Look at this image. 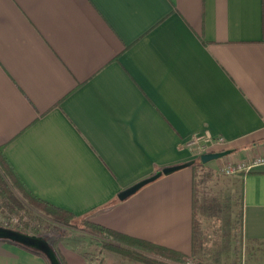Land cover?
<instances>
[{"label":"crops","instance_id":"0c3cea01","mask_svg":"<svg viewBox=\"0 0 264 264\" xmlns=\"http://www.w3.org/2000/svg\"><path fill=\"white\" fill-rule=\"evenodd\" d=\"M207 134L224 145H189ZM0 145L37 198L192 255L194 171L118 194L207 152L264 157V0H0ZM232 186L264 243V163ZM56 230L39 234L65 264H147ZM0 264L49 262L0 239Z\"/></svg>","mask_w":264,"mask_h":264},{"label":"rangeland","instance_id":"374dc122","mask_svg":"<svg viewBox=\"0 0 264 264\" xmlns=\"http://www.w3.org/2000/svg\"><path fill=\"white\" fill-rule=\"evenodd\" d=\"M224 158L208 163H203L199 159L193 165L180 169L194 171L199 181L195 213L198 245L194 247L193 254L188 257L197 264H264V243L248 242L243 239L240 190L232 186L234 175L227 176L223 171L227 164L226 161H221ZM211 162L223 163L211 169L207 165ZM25 205V208L11 212L0 202V210L7 216L15 215L25 219L23 226L25 223H30L40 234L57 229V237L70 236L90 253L95 254L103 249L101 240L93 237L80 219H74L69 225L60 224L28 204L25 203ZM43 237L46 238L45 235ZM124 246L130 250L144 252L139 247Z\"/></svg>","mask_w":264,"mask_h":264},{"label":"trees","instance_id":"16d2710c","mask_svg":"<svg viewBox=\"0 0 264 264\" xmlns=\"http://www.w3.org/2000/svg\"><path fill=\"white\" fill-rule=\"evenodd\" d=\"M0 202L3 205H5L11 212L18 211L17 209L20 210L25 208L26 207L25 203H26L31 208L42 212L47 217H50L51 219H53L54 221L60 224L69 225L71 224V221H73L74 219H80L84 227L88 229V232L104 239L102 241L103 247L121 253L122 255L126 257H130L136 261H142L147 264H175V262L183 263L184 259L188 257L186 256V254L171 249L169 247L159 245L151 241L114 230L102 224L89 221L85 218H76L73 213L60 209L42 199L37 198L29 191V189L21 180L17 172L14 170L13 166L11 165L10 161L5 155L4 146L1 145H0ZM195 207H196V202H195ZM241 224H242V213H241ZM19 230L30 234L40 235L37 229L34 228L30 223H25V225ZM17 244L47 259V257L41 251L35 248L22 245L20 243ZM124 245H130V246L142 248L144 252L136 249L130 250ZM197 245H198V241L196 238V230H195L194 247ZM151 255L169 259L171 260V262L161 260ZM58 256L61 260V263L65 264L64 259L59 254Z\"/></svg>","mask_w":264,"mask_h":264},{"label":"water","instance_id":"95a60500","mask_svg":"<svg viewBox=\"0 0 264 264\" xmlns=\"http://www.w3.org/2000/svg\"><path fill=\"white\" fill-rule=\"evenodd\" d=\"M231 152H232L231 149H224V150H220V151H211V152H207V153L202 154L200 159L203 163H208L212 160L220 159V158H223L225 156H228L229 154H231ZM194 163H195L194 161H190V162H186L184 164L166 167L163 170L158 171L154 175H152L148 178H145V179L141 180L140 182L134 184L133 186L123 190L122 192H120L118 194V198L120 200H125L128 197L134 195L136 192H138L145 185H147V184L157 180L158 178H160L162 175L171 174V173L176 172L180 169L189 167V166L193 165ZM0 239H8V240L20 243V244L25 245V246L35 248V249L41 251L47 257L50 264H62L56 250L48 242V240L46 238H44L43 236L22 232V231L17 230V229L0 227Z\"/></svg>","mask_w":264,"mask_h":264},{"label":"built area","instance_id":"2783aa9c","mask_svg":"<svg viewBox=\"0 0 264 264\" xmlns=\"http://www.w3.org/2000/svg\"><path fill=\"white\" fill-rule=\"evenodd\" d=\"M224 140L221 138H214L210 135H198L195 136L191 141V146H196L202 151L214 146L224 145ZM264 163V157H259L251 162H227L224 166L223 171L227 176H233L236 174L249 172L257 165ZM25 219H21L15 215L7 216L0 210V227L10 228V229H21L23 227ZM183 264H197L192 258L186 257Z\"/></svg>","mask_w":264,"mask_h":264}]
</instances>
